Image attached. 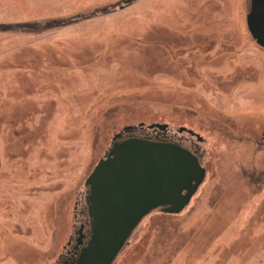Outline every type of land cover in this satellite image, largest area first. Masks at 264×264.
Returning <instances> with one entry per match:
<instances>
[{
    "label": "rangeland",
    "instance_id": "374dc122",
    "mask_svg": "<svg viewBox=\"0 0 264 264\" xmlns=\"http://www.w3.org/2000/svg\"><path fill=\"white\" fill-rule=\"evenodd\" d=\"M125 1L0 0L12 27L0 31V264L63 259L118 134L197 152L205 175L182 212L148 214L113 264H264L250 0Z\"/></svg>",
    "mask_w": 264,
    "mask_h": 264
},
{
    "label": "water",
    "instance_id": "95a60500",
    "mask_svg": "<svg viewBox=\"0 0 264 264\" xmlns=\"http://www.w3.org/2000/svg\"><path fill=\"white\" fill-rule=\"evenodd\" d=\"M131 2L125 1L126 5ZM246 26L251 38L264 49V0H250ZM10 29L0 25V31ZM148 129L165 131L166 126ZM134 130L125 128L124 132ZM181 132L200 141L192 131L182 128ZM204 175L200 157L177 143L115 135L85 181L88 239L70 264H113L148 214H179Z\"/></svg>",
    "mask_w": 264,
    "mask_h": 264
},
{
    "label": "flooded vegetation",
    "instance_id": "af4514ba",
    "mask_svg": "<svg viewBox=\"0 0 264 264\" xmlns=\"http://www.w3.org/2000/svg\"><path fill=\"white\" fill-rule=\"evenodd\" d=\"M153 130H157V129H153ZM161 132H166V130L161 131ZM126 133L128 134L129 132H126ZM184 133H186V132H184ZM128 136L129 135H127L125 137H128ZM189 136H191V135H189ZM193 153H195L197 155V152H193ZM191 199L189 200V202L191 201ZM189 202H188V204H189ZM84 212H85V216H87V214H86L87 210L86 209H84ZM76 234H77V237L73 240L74 243L70 242L68 244V249H66V254L63 256V259L58 262V264H70L72 262V260L76 257L79 250L85 245V243L88 239V220L84 221L83 225L80 226V229Z\"/></svg>",
    "mask_w": 264,
    "mask_h": 264
}]
</instances>
